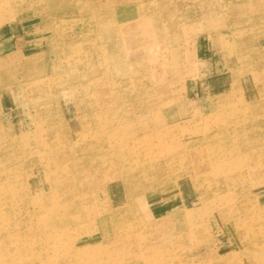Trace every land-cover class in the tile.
<instances>
[{
	"label": "rangeland",
	"instance_id": "obj_1",
	"mask_svg": "<svg viewBox=\"0 0 264 264\" xmlns=\"http://www.w3.org/2000/svg\"><path fill=\"white\" fill-rule=\"evenodd\" d=\"M0 264H264V0H0Z\"/></svg>",
	"mask_w": 264,
	"mask_h": 264
}]
</instances>
